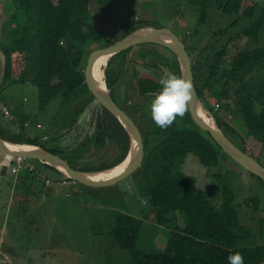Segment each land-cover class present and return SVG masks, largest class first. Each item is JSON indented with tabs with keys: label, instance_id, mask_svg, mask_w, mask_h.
Wrapping results in <instances>:
<instances>
[{
	"label": "trees",
	"instance_id": "1",
	"mask_svg": "<svg viewBox=\"0 0 264 264\" xmlns=\"http://www.w3.org/2000/svg\"><path fill=\"white\" fill-rule=\"evenodd\" d=\"M113 1L96 0L102 12L99 16L102 18L98 19L92 14L89 0H9L11 13L0 26V46L7 62L0 93L4 88L18 85L34 86L41 108L52 101L58 103L56 120L59 117L60 122L67 123L65 133L69 134L93 99L85 82L89 55L114 44L137 28L152 26L134 20L129 14L117 25L121 28V35L110 38L104 25L113 20ZM221 6L222 14L234 17L230 25L220 32H212L211 39L214 40L206 38L197 51L184 43L192 63L194 88L225 135L240 149L241 145H237L233 138L242 142L241 150L264 167L260 161V158L264 159V44H255L258 34L264 31V5L258 6L250 0H227ZM104 13L110 14L103 16ZM200 14L202 18L205 12ZM243 20L250 24L230 35L228 31ZM241 34L252 38L248 44L252 46L245 45L230 58L229 44L238 40ZM142 46L133 54L144 59L156 58L152 65L181 76L179 63L171 51L149 44L154 50L141 52ZM92 47V51L89 50ZM156 48H161L165 54H160ZM131 50L110 58L105 69L108 87L123 81L126 57ZM114 59H118L116 70L109 75L107 69ZM144 65L148 69L146 63ZM132 76L137 94L146 96L147 102H151L150 98L161 89L160 83L135 78L137 72L134 69ZM120 107L137 126L143 141L142 163L130 176L134 184L132 194L152 208L151 218L157 225L169 229L163 249L137 251L136 243L144 221L128 211H120L107 234L116 247L131 252L130 264H228L227 256L235 252L242 254L244 264H264V245H244L248 234L241 228L233 206L234 194L222 186L219 153L224 152L206 131L194 123L189 111L183 118L177 117L169 128L161 129L151 120L149 106ZM20 108L21 105L11 106V120L4 121L5 116L0 112V137L12 143L41 146L63 159L57 150L41 144L39 136L32 137L26 132L24 124L27 123L29 128V118ZM101 116L102 125L97 134L61 150L71 159L70 162L63 160L73 169L97 172L110 169L125 158L130 145L126 131L105 109ZM226 116L241 118L246 129L244 137L260 144L261 157L247 153L250 147L244 145L241 132L233 125L236 120L226 121ZM112 152L117 158L111 164L86 166L87 160L98 159L96 156L104 153L108 156ZM188 155H193L203 168L215 169L213 173L208 172L214 179L208 191L200 189L194 177L182 172ZM44 166L63 177L54 168ZM40 171L38 168L37 173ZM250 175L264 185L258 177ZM82 187L85 189L86 186ZM219 189L220 204L215 197ZM245 203L250 206L256 200L246 199Z\"/></svg>",
	"mask_w": 264,
	"mask_h": 264
},
{
	"label": "rangeland",
	"instance_id": "2",
	"mask_svg": "<svg viewBox=\"0 0 264 264\" xmlns=\"http://www.w3.org/2000/svg\"><path fill=\"white\" fill-rule=\"evenodd\" d=\"M226 1L227 0H114L112 9L113 20L111 22H106V25H104L105 32L110 38L119 37L122 32L121 28L117 26L118 23L120 24L121 21L125 20L126 16L131 14L134 20L141 23L169 28L183 43L189 47H195V51H197L206 38L209 40L211 39L212 32H220L223 28L228 27L234 20V17L222 14L221 5H224ZM250 1L256 2L258 6L264 5V0ZM89 2L92 14L98 19H101L102 17H99L102 14L101 7L96 4V0H89ZM10 3L9 0H0V26L4 24L11 13ZM202 11L205 12V15L200 18V13ZM109 14L107 15V13H104L103 16H109ZM249 24L247 20H243L233 29H230L228 33L230 35H235ZM211 40L213 41L214 38ZM251 41L252 38H247L241 34L238 40L229 44V57H233L237 51L242 50L245 45L251 47L252 44L248 45ZM255 44H264V31L258 34ZM93 47L89 48V50L92 51ZM138 49L139 46L133 47L129 53L123 81L120 82V84H122L120 92H123V94H121L122 99L124 98L128 104L130 102L132 104L142 103L146 102L148 99L146 97L142 98L137 94L136 83L132 77L133 67L134 70L137 71L139 78H148L156 82H159L165 70L164 67L158 68L152 65V62H155L156 58L151 59L150 57H146L144 59L140 58L138 55H134ZM149 49H152L149 44H144L141 47V52H146V50ZM155 50L162 55L165 54V51L161 48H156ZM108 62L109 59L106 63V67ZM117 62L118 59H114L110 63L107 69L109 75L116 70ZM145 63L148 69L144 68ZM115 90V94H117L118 87ZM121 96H117L119 104H121ZM153 98L152 96L150 99ZM57 104L58 103L52 101L44 108H41L38 103L36 89L30 84L4 88L0 93L1 113L4 106L9 110L11 106L21 105L22 108H20V110H23V112L27 114L30 123L29 128H25L26 132L32 137L39 136L40 139L44 135H47L48 140L41 139L40 143L48 149L57 150L63 159L70 162L71 159L67 154L62 153L61 150H66V146L69 148L74 144L84 141L80 138L74 140V136L79 128L81 126L83 127L86 118L87 122H90V119L88 121L87 109H85L72 129L74 130L77 128L78 130L76 129L75 132L73 131L72 133L66 134L67 123L60 122L59 117L56 120ZM18 118L19 121H21V114ZM225 118L226 121L230 122L236 120L233 125L241 132L244 145L248 144L250 147L246 150L247 153L261 157L260 144H257L251 138L244 137L246 129L243 126L241 118H239V116L234 119H231L230 116H226ZM3 120L6 121L11 119L4 117ZM38 125H40V127H38ZM60 138L62 139L61 143H59ZM230 138L232 139V137ZM233 141L237 145H241V149H243L242 142H237L234 138ZM116 156L115 152L109 153L108 156L104 153V155L96 156L98 159L93 158L87 160L88 163L86 166L88 168H93L104 165L105 163L111 164V162L117 158ZM219 156V170L222 173L221 180L223 181L222 186H226L233 192V206L237 211L239 223L241 228H244L245 232L248 234L244 245L250 247L254 245H264V185L256 178L252 177L228 155L220 152ZM260 161L264 164L263 158H260ZM204 169L203 167H199V169L190 168L188 173L196 179V183L200 189L208 191L214 182V179L208 175V172L213 173L215 169H205V171ZM130 180L131 179L127 177L123 179V181L107 187H102L98 192L90 187H85L84 189L82 185H78L80 191L77 195L69 191L70 188L67 186L61 187L55 185L56 201L50 203V206L48 203H41L35 196L30 199L29 205L32 207L35 206L38 209L39 232H46L48 234L47 239L50 238V241L47 242L46 249L54 250V256H52L47 264H130L132 262L131 252L116 247L107 234L108 230L114 224L116 215L123 210L130 212V214L144 221L139 240L136 243L137 251L149 252L165 247L169 229L159 226L154 222V219L151 218L152 208L145 203L142 205V200L137 195L131 198L125 196L126 193L123 195L124 191L121 188L122 186L126 188L129 182L130 184L128 186H130L134 192V184ZM65 188H68L67 191ZM126 191L128 192V189ZM220 192L219 189L217 191V196H215L218 204L221 202ZM246 199L256 200V203H252L248 206L245 203ZM29 205H27V207ZM139 208L144 210L142 215L135 214ZM39 242L41 244H39ZM36 245L45 247V244L39 240L36 242Z\"/></svg>",
	"mask_w": 264,
	"mask_h": 264
},
{
	"label": "water",
	"instance_id": "3",
	"mask_svg": "<svg viewBox=\"0 0 264 264\" xmlns=\"http://www.w3.org/2000/svg\"><path fill=\"white\" fill-rule=\"evenodd\" d=\"M143 44H154L171 51L177 58L181 76L186 77L193 83L192 63L188 53L186 52L184 43L172 30L167 27L143 26L137 28L114 44L104 49L94 51L89 55L85 68V82L89 92L94 98V102L98 105L95 107H102L103 109L107 110L123 127L130 140L127 155L118 165L125 162L128 157H130V159L120 174L106 180H93L90 177V174L106 171L109 169L97 172L78 171L70 167L63 159L45 150L41 146L12 143L2 139L1 137L0 153L5 154L10 158L24 157L47 164L58 171L61 175L75 182L74 192L76 195L78 194V187L76 188L77 185H83L91 188H102L118 183L133 174L140 167L144 156L141 133L132 119L113 101L109 90L106 87L104 90H101L98 87L93 77V67L96 61L101 57H108V59H110L116 54ZM6 69V57L2 47L0 46V90L4 85ZM202 109L206 110L203 112L206 113V116H208V118L211 120V123H207L200 116L199 112L202 111ZM189 113L194 123L201 130L206 131L225 154H227L234 162L245 169L249 174L258 177L264 183V167L253 157L249 156L240 148H238L225 135V133L220 129L214 120L212 114L204 107V104L199 99L195 88L193 91L192 101L190 103ZM10 144L24 147L26 149L13 150L9 148L8 145ZM132 147H134V150H132Z\"/></svg>",
	"mask_w": 264,
	"mask_h": 264
},
{
	"label": "crops",
	"instance_id": "4",
	"mask_svg": "<svg viewBox=\"0 0 264 264\" xmlns=\"http://www.w3.org/2000/svg\"><path fill=\"white\" fill-rule=\"evenodd\" d=\"M62 139H59V143L62 142ZM13 158L0 153V263L47 264L52 256H54V250L46 249L47 242L50 241V238L47 239L48 234L46 232H39L38 209L35 206H30L29 201L35 196L41 203H48L50 206V203L56 201L54 186L59 185L63 187L66 185H61L59 183L61 177L45 169L44 165L47 164L40 161L38 162L41 165L37 164L39 171L41 166L40 173L30 175L22 171L17 176L12 175L10 167ZM42 164H44V167ZM199 167L202 166L198 160L193 155H188L182 166V172L192 176L188 173L189 169H199ZM130 176H128V179H130ZM47 177L52 179V183L49 186L44 184V178ZM129 184L130 182L126 188L122 186L121 189L124 191V195L126 193L125 196L131 198L134 196L132 189L128 186ZM69 188V191L75 194L74 188ZM67 189L65 188L66 191ZM127 189L128 192L126 191ZM141 204L144 205V201H141ZM27 205L29 206L27 207ZM142 211V208H139L135 214L142 215ZM38 240L43 242L45 247L37 246L36 242ZM39 244L41 243L39 242Z\"/></svg>",
	"mask_w": 264,
	"mask_h": 264
},
{
	"label": "clouds",
	"instance_id": "5",
	"mask_svg": "<svg viewBox=\"0 0 264 264\" xmlns=\"http://www.w3.org/2000/svg\"><path fill=\"white\" fill-rule=\"evenodd\" d=\"M159 83L161 85V89L158 93H156L155 97L151 100L149 104L150 118L157 127L161 129H167L172 126V124L176 121L177 117L183 118L190 110V103L192 101L194 85L186 77L177 76L173 72L166 69L163 71ZM202 111L206 110L202 109ZM43 137L41 138L42 140H44ZM29 160L37 164V162L33 159ZM62 178L67 177L63 176L61 177V179ZM77 192L79 194V190ZM227 261L228 264H244V258L240 252L229 254L227 256Z\"/></svg>",
	"mask_w": 264,
	"mask_h": 264
},
{
	"label": "flooded vegetation",
	"instance_id": "6",
	"mask_svg": "<svg viewBox=\"0 0 264 264\" xmlns=\"http://www.w3.org/2000/svg\"><path fill=\"white\" fill-rule=\"evenodd\" d=\"M142 46V45H139ZM132 49V48H130ZM131 52V51H130ZM115 56V55H114ZM113 57V56H112ZM111 57V58H112ZM128 58H129V54L126 57V64L128 62ZM110 60V59H109ZM106 69V68H105ZM134 69V67L132 68V70ZM133 72V71H132ZM137 72V71H136ZM133 77V76H132ZM134 78V77H133ZM135 78H139L138 75ZM141 79V78H140ZM143 79H148V78H143ZM135 80V79H134ZM155 81V80H154ZM159 83V82H158ZM104 84L105 87L109 90L110 92V96L113 99V101L120 107V106H149L150 102H142V103H136V104H132L131 102L128 104V102L123 98L121 94H123V92H120L121 88H122V84H113L111 87H108L107 82H106V76H105V70H104ZM118 87V93L115 94L116 92V88ZM157 93V92H156ZM155 95V94H154ZM117 96L120 97L121 96V104H119L118 100H117ZM140 97H146V96H141ZM155 97V96H153ZM86 113L88 114V121L90 119V122H87V118L85 120V124L83 125V127L81 126L79 128V130L75 133L74 139H78L80 138L81 140H86L87 138L92 137L93 135L97 134L101 125H102V112H103V108L102 107H95L98 106L95 102H94V98L92 99V101L86 105ZM124 107V108H125ZM121 108V107H120ZM107 111V110H106ZM124 111V110H123ZM85 113V114H86ZM71 130L70 133H72L73 131L75 132V130Z\"/></svg>",
	"mask_w": 264,
	"mask_h": 264
},
{
	"label": "bare ground",
	"instance_id": "7",
	"mask_svg": "<svg viewBox=\"0 0 264 264\" xmlns=\"http://www.w3.org/2000/svg\"><path fill=\"white\" fill-rule=\"evenodd\" d=\"M108 57H101L99 58L94 67H93V77H94V80L96 82V84L98 85V87L101 89V90H104L105 89V84H104V69L106 67V63H107V60ZM200 116L204 119V121H206L207 123H211V120L208 118V116H206V113L203 112V111H200L199 112ZM10 149H13V150H21V149H26L24 147H20V146H17V145H8ZM132 150H134V147H132ZM129 159L130 157H128L125 162H123L122 164L112 168V169H109V170H106V171H102V172H97V173H94V174H90V177L93 179V180H106V179H109V178H112L114 176H117L118 174H120L124 168L126 167L127 163L129 162Z\"/></svg>",
	"mask_w": 264,
	"mask_h": 264
},
{
	"label": "built area",
	"instance_id": "8",
	"mask_svg": "<svg viewBox=\"0 0 264 264\" xmlns=\"http://www.w3.org/2000/svg\"><path fill=\"white\" fill-rule=\"evenodd\" d=\"M215 109H218V105H216ZM2 113L5 117H8L9 119L13 118L12 114L5 106L2 108ZM24 125L25 127H28L27 123H25ZM38 127H40V125H38ZM43 139L46 140V136H44ZM21 171H25L33 175L38 171V166L35 162L29 160L28 158L14 157L12 160V165L10 167V172L12 173V175L17 176ZM51 183L52 180L50 178H44V184L46 186H49ZM59 183L62 185L73 187L75 182L68 178H62Z\"/></svg>",
	"mask_w": 264,
	"mask_h": 264
}]
</instances>
